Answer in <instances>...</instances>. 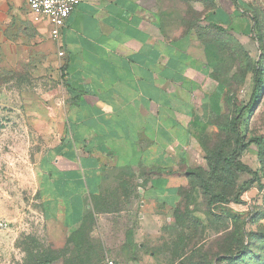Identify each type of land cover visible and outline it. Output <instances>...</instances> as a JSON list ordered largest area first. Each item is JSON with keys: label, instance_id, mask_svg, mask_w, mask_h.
I'll return each mask as SVG.
<instances>
[{"label": "crops", "instance_id": "crops-1", "mask_svg": "<svg viewBox=\"0 0 264 264\" xmlns=\"http://www.w3.org/2000/svg\"><path fill=\"white\" fill-rule=\"evenodd\" d=\"M25 3L29 50L39 55L28 76L47 77L50 88L37 184L48 238L65 244L94 223L88 236L110 254L142 251L175 226L198 130L213 132L227 112L228 89L213 78L221 51L204 30L244 36L250 2L86 0L58 45ZM11 46L0 31L1 68Z\"/></svg>", "mask_w": 264, "mask_h": 264}, {"label": "rangeland", "instance_id": "rangeland-1", "mask_svg": "<svg viewBox=\"0 0 264 264\" xmlns=\"http://www.w3.org/2000/svg\"><path fill=\"white\" fill-rule=\"evenodd\" d=\"M245 10L251 28L238 39L224 29L204 30L213 54L221 51L222 56L213 62V78L235 96L226 98L227 112L214 119L219 126L213 132L204 127L197 132L186 171L195 173L191 188L180 191L174 228L142 251L114 255L100 237L88 236L94 223L69 243L48 238L37 190L39 162L48 144V78L28 76L39 55L29 50L33 37L25 0H0V31L13 47L2 56L8 66L0 67V264H101L106 258L119 264H264V84L240 124L244 143L259 142L248 143L237 157L258 173L259 182L250 183V175L230 164L235 135L227 127L237 109L252 99L254 69H264V0H252ZM211 193L223 200L209 205Z\"/></svg>", "mask_w": 264, "mask_h": 264}, {"label": "trees", "instance_id": "trees-1", "mask_svg": "<svg viewBox=\"0 0 264 264\" xmlns=\"http://www.w3.org/2000/svg\"><path fill=\"white\" fill-rule=\"evenodd\" d=\"M255 23H256V21H254V26H255ZM255 27H254V30H255ZM217 30L222 31L221 29H218V28H217ZM253 72H254L256 87L254 89L252 99H251L249 105L245 109H237V112L235 113V117H233L231 119L229 125L227 126L230 129V131L235 135V147H234V150L232 152L233 160L230 162V164L233 166V168L237 172H244V173L250 175L252 178L250 183L259 182V175L256 171L252 170L249 166L238 161L237 157L239 156L241 150L244 147H246V145L248 143H250V142L258 143L259 142V138H254V139H251L249 142L244 143L243 140H244L245 135L242 133V131L240 129L241 121L242 122L244 121L247 112L252 111L253 107L256 105L260 91L263 88V84H264L263 77H262V75L264 74V69H254ZM234 96H235L234 93H232V92L229 93V90H228V92L226 94L227 101L233 100ZM231 97H233V98L231 99ZM194 173H195L194 171L186 172L187 176L189 177V181H190L188 188H191L192 175ZM222 200H223V198L221 195H216V194H212V193L209 194V200H208L209 205H212L215 202H220ZM83 228H84V226L81 225L80 227L70 231L66 243H69L72 237L80 236ZM46 264H51V262L47 261Z\"/></svg>", "mask_w": 264, "mask_h": 264}, {"label": "built area", "instance_id": "built-area-1", "mask_svg": "<svg viewBox=\"0 0 264 264\" xmlns=\"http://www.w3.org/2000/svg\"><path fill=\"white\" fill-rule=\"evenodd\" d=\"M27 8L32 22L39 23L46 21L49 25V38L58 45L61 30L65 21L74 8L86 0H26ZM250 2L252 0H245ZM59 57L64 56L62 50H58ZM101 264H119L111 258H106Z\"/></svg>", "mask_w": 264, "mask_h": 264}]
</instances>
